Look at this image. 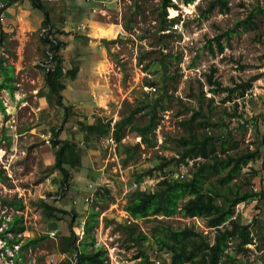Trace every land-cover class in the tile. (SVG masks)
<instances>
[{"label": "rangeland", "instance_id": "rangeland-1", "mask_svg": "<svg viewBox=\"0 0 264 264\" xmlns=\"http://www.w3.org/2000/svg\"><path fill=\"white\" fill-rule=\"evenodd\" d=\"M41 1L44 6L48 3L47 7L53 2L60 6V17L49 16L50 30L43 32V10L34 7L30 0L8 4L10 9L6 7L0 19L3 30L0 60L3 65L11 66L9 80L15 88L11 93L0 88L3 104L0 170L4 175L0 177V196H16L24 203L22 209L15 210L0 200V228L15 211L23 215L27 225L20 241L12 246L0 237V264H47L50 256L57 260L69 258L75 250L61 252L60 246L61 235L69 232L72 212L77 242L94 234L106 248L108 264H170V252L155 249L154 234L160 231L159 225H193L212 239L214 230L206 226L204 217L181 212L165 217H133L124 209L131 191L136 189L133 187L136 178H146L152 190L162 177L188 172L192 160L177 162L173 157L181 150L180 136L187 134L182 120L189 117L196 101L208 116L206 131L232 132L236 143L229 147L230 152L259 146V157L244 164L223 184H236L240 190L257 194L235 206V212L243 222L250 223L256 234L254 242L246 245L244 254L238 255L237 262L248 264L264 252V145L259 144L258 132L264 125V19L259 11L264 0H229L227 8L214 6L205 14L209 0H172L176 5L167 7V20L163 22L160 0H105L95 9L84 5L76 12L70 6L87 0H52L51 5L50 0ZM101 6L104 10H100ZM11 8L15 12H7ZM91 18L95 25L112 27L103 35L110 39L108 47L91 33ZM82 24L84 28L78 27ZM230 28L235 30L226 34ZM45 34L61 42L63 70L78 67L75 78H62L66 86L61 91L62 101L73 104L70 108L73 113L69 114L72 117L68 116L66 121L55 96H47L45 70L37 64L39 59L46 58ZM220 34L222 50H218L214 39ZM210 73L224 85L246 80L250 86L243 96L227 97L225 91L210 89L213 85L206 80ZM1 75L0 70V80ZM99 96H104L103 102ZM152 103H156L158 121L147 134L150 143L140 141V135L128 126L124 127L116 151H109L104 145L108 133L88 142L83 140L77 120L117 121L136 107L132 123H144ZM234 109L248 122L231 116L229 112ZM216 122H223L226 127ZM53 129L59 138L76 142L81 152L80 166L66 165L71 172L70 180L67 189L62 187L59 198L53 196L58 195V182L62 179V173L53 169L54 149L50 141ZM131 144L135 151L129 155L126 146ZM160 162L167 164L160 168ZM253 169L257 175L250 177ZM41 198L70 210V214L62 215L59 220H44L39 205ZM90 208L98 212L91 226L87 224ZM131 222L133 233L139 230L145 233L141 244L128 239L122 224ZM47 226L58 229L54 236L47 235L33 245L20 246L28 236L39 234ZM235 241H229L226 251H234ZM143 246L148 258L139 254Z\"/></svg>", "mask_w": 264, "mask_h": 264}, {"label": "trees", "instance_id": "trees-1", "mask_svg": "<svg viewBox=\"0 0 264 264\" xmlns=\"http://www.w3.org/2000/svg\"><path fill=\"white\" fill-rule=\"evenodd\" d=\"M11 1L8 0L7 5ZM30 1L34 7L43 10V26L50 25V17L43 2L41 0ZM228 1L209 0L203 14L214 6L222 9L227 8ZM184 2H191V0H184ZM175 5L176 3L172 0H160V20L162 22L167 20V7ZM259 11L264 19V6ZM247 19H251V15ZM239 23L240 21L237 22L236 26ZM234 30L235 28H230L225 33L228 34ZM2 35L3 30L0 22V39ZM220 37L221 34L214 37L218 50L223 49ZM43 39L48 42L47 50L51 53L50 61L53 63H50L48 69L44 68V80L46 86L49 87L47 96H55L56 102L63 106L65 114L63 121H66L69 114L73 112H70L71 106L64 104L62 101L61 90L65 88L62 78L64 76L74 78L78 67H69L63 70L62 56L59 53L61 42L56 37L51 39L47 35ZM1 62L2 60H0V70L3 73L0 80V88H7L11 93L14 88L12 82L9 80L11 68L10 66L3 65ZM7 72L9 75L6 74ZM206 80L210 85H213L210 88L212 91H225L227 97L233 94H237L236 97L243 96L250 86V82L246 80L234 82L232 85H224L216 78H213L211 73L207 75ZM234 103L237 105L236 101ZM155 105L156 103L149 105V114L144 123H132L136 107L132 108L127 115L115 121L113 135L117 142L123 136L124 127L128 126L130 130H134L140 135V141L150 143L151 139L147 134L152 132L158 121ZM0 107L3 108L1 100ZM229 114L242 119V114L237 113L235 109L229 112ZM201 115L203 117L198 118ZM262 117L264 119L263 113ZM242 122L247 123L248 121L242 119ZM77 123L83 133V140L86 142L93 137L104 135L109 131V122L103 121L101 118L91 123L85 122V120H77ZM216 123L222 128L226 127L223 122ZM182 124L187 127V134L180 136L179 140L182 147L173 159L177 162H187L191 159V167L188 172L184 176H164L159 179L156 187L152 190L138 188L132 190L124 204V209L133 217H147L150 215L165 217L181 212L186 216H201L205 218L206 226L212 227L214 230L212 239L201 230H197L193 225H184L182 227H172L168 224L159 225L160 231L154 234L155 249L169 251L170 264H240L237 262L238 255L244 254L248 248L246 245L254 242V235L256 234H254L250 223L241 220V215L235 212V206L240 201L252 199L257 194L247 189L240 190L236 184H233V186L224 185L223 182L224 180H230L240 171L244 164L257 159L260 155L259 146L257 145L253 149H237L230 152L228 150L229 147H233V143H236L232 132L230 130L222 133L206 131L205 128L208 126L209 120L207 114L203 112L199 101H196L192 106L191 114L188 118L182 120ZM254 127H256V124ZM258 132L259 144L264 145V125L262 129H258ZM52 134L53 137L51 136L50 141L54 149L53 169H58L62 173V180L59 183L61 185L60 188H64L68 186L67 178L69 179L70 177V171L66 165L71 167L80 165L81 152L76 142L59 138L58 133L54 129ZM126 150L131 155L135 151V147L131 144L126 146ZM166 164L167 162H160L158 167L162 168ZM262 165L264 166V160ZM222 171L226 172L223 175L215 177V175ZM255 175H257V172L253 169L250 177H254ZM0 177H4L1 170ZM217 198H220V200L218 201ZM0 200L15 210H20L24 206L22 199L16 196H0ZM39 205L42 216L46 221L59 220L62 215L70 214V210L56 206L43 198L39 200ZM97 213L94 208H90L88 211V225L91 226L97 217ZM74 216L75 213L72 212L69 232L61 235L60 251L75 250L77 252L76 262L72 263L69 256V258L58 260L56 264H108L106 260V248L103 245L96 244L94 234H90L91 236L88 240L77 242L78 235L72 229ZM122 225L127 230L130 242L136 245L142 243L141 241L145 237V233L140 230L137 233H133V222ZM26 228L27 225L23 221V215L15 211L10 218H5V225L0 228V237L4 238L7 245L12 246L20 241L21 237L19 234L24 232ZM8 233H12V236H9ZM45 236L47 235L44 233L28 236L20 243V246L33 245ZM232 239H236L233 247L234 251H226L229 247V241ZM147 253L144 246L140 248V255L142 254L145 258H148ZM17 255H19V252L16 253ZM28 264L39 263L29 262ZM248 264H264V252H261Z\"/></svg>", "mask_w": 264, "mask_h": 264}, {"label": "built area", "instance_id": "built-area-1", "mask_svg": "<svg viewBox=\"0 0 264 264\" xmlns=\"http://www.w3.org/2000/svg\"><path fill=\"white\" fill-rule=\"evenodd\" d=\"M8 7L7 2L5 0H0V19H2L4 17V12H5V8ZM78 27H82L84 28L85 26L82 24V26H78ZM50 25L48 24L46 27L43 28V32L46 30H50ZM52 39V38H51ZM50 60H51V53L49 52V50L46 51V58L44 59H39L38 60V65L42 66L45 69H48L49 65H50ZM109 131H108V135L106 136V147L109 148V151H116L117 150V140L113 135V130H114V124H115V119H109ZM185 174H181V176H184ZM149 185L146 178H140V179H136V181L133 182V187L138 188L139 189H149V187L147 186ZM66 188V187H65ZM63 188L60 190H58V195H53L55 197H61V193H62ZM58 231V229L56 227H45L44 230H41L40 232H38L39 234L42 232L48 236H54L56 234V232ZM83 232V230H81ZM21 234V233H20ZM19 234V235H20ZM96 244H100V240H96ZM102 245V244H101ZM17 253V252H16ZM63 255V254H62ZM76 255L77 252L74 251L71 255H70V259L72 261V263L76 262ZM61 260V258H60ZM58 260L56 258H54V256H50L47 260V264H56Z\"/></svg>", "mask_w": 264, "mask_h": 264}, {"label": "crops", "instance_id": "crops-1", "mask_svg": "<svg viewBox=\"0 0 264 264\" xmlns=\"http://www.w3.org/2000/svg\"><path fill=\"white\" fill-rule=\"evenodd\" d=\"M6 2H8V0H5ZM52 0H50V5L52 4V2H51ZM102 1H105V0H87V1H84V2H82V3H79V4H73V5H71L70 6V8L71 9H74V11L76 12V10H80V9H83L85 6L86 7H90V8H92V9H95L96 8V6H97V4L100 2H102ZM11 3L12 4H17V0H12L11 1ZM10 3V4H11ZM84 3V4H83ZM14 5V6H15ZM85 5V6H84ZM48 6V3L46 4V6H45V8H46V10H47V12H48V14H49V16L50 17H52L53 19L54 18H58V17H60V15H58V12L60 11V6H58L57 5V3L56 2H53V4H52V6H50V7H47ZM94 6V7H93ZM16 8V7H15ZM50 8V9H49ZM62 8V7H61ZM10 9V7H8V10ZM70 9V10H71ZM7 10V12H15V9L13 8H11V10L10 11H8ZM100 10H104L103 9V7L101 6V8H100ZM72 12H73V10H71ZM77 11V12H78ZM17 12V11H16ZM9 13V14H10ZM89 21L91 22V25H92V27H91V33H93V35H94V33L96 32L95 31V29L96 28H100V29H102V31H106V32H108L109 30H112V27L110 28L109 26H104V25H95L94 24V22H95V20L94 19H89ZM88 25H90V24H88ZM97 33H99V35H97V36H99V37H102L103 35H106V34H101L100 35V32L98 31ZM94 36H96V35H94ZM75 78V77H74ZM66 87V86H65ZM63 90V89H62ZM61 90V91H62ZM100 94H103V95H106V97H107V94H105V93H100ZM99 94V95H100ZM70 105V104H69ZM70 106H73V104L72 105H70ZM110 119V118H109ZM91 123V122H90ZM107 136V135H106ZM105 145V147H106V143L104 144ZM94 150H96V149H94Z\"/></svg>", "mask_w": 264, "mask_h": 264}, {"label": "bare ground", "instance_id": "bare-ground-1", "mask_svg": "<svg viewBox=\"0 0 264 264\" xmlns=\"http://www.w3.org/2000/svg\"><path fill=\"white\" fill-rule=\"evenodd\" d=\"M51 24V23H50ZM52 26V25H51ZM47 31V30H46ZM95 33H94V35H99V33H97L98 31L100 32V35L101 34H107V32L106 31H102V29H100V28H96L95 29ZM53 57V56H52ZM55 61V60H54ZM61 62V61H60ZM50 63H52L51 61H50ZM53 64V63H52ZM51 64V65H52ZM11 67V66H10ZM49 68V67H48ZM51 68V67H50ZM63 68V67H62ZM11 71H13L12 69H11ZM9 72V71H8ZM8 72L6 73L7 75H9L8 74ZM3 73V72H2ZM11 74V73H10ZM11 78V77H10ZM1 79H2V75H1ZM46 85V84H45ZM2 88H4V87H2ZM13 88V87H12ZM49 88V87H48ZM15 89V88H14ZM6 90H7V88H6ZM50 90V89H49ZM8 91V90H7ZM9 92V91H8ZM10 94V93H9ZM52 95V94H51ZM99 100L101 101V102H103V100H104V96H99ZM59 102V101H58ZM63 107V106H62ZM69 112V111H68ZM71 112V111H70ZM64 116V115H63ZM70 116V115H69ZM70 117H72V116H70ZM58 131H59V129H58ZM53 132V131H52ZM52 134V133H51ZM56 134V133H55ZM53 135V134H52ZM51 137V136H50ZM53 137V136H52ZM55 137V136H54ZM119 165V164H118ZM80 166V165H79ZM116 167V166H115ZM121 168V167H120ZM152 168V167H151ZM70 170H72V169H70ZM155 170H156V168H155ZM133 171H136V170H133ZM147 171H149V170H147ZM71 173V172H70ZM142 173V172H141ZM147 173V172H146ZM133 174V173H132ZM145 175V174H144ZM134 176V175H133ZM162 176V175H161ZM61 177V176H60ZM72 177V176H71ZM137 179V178H136ZM53 180V179H52ZM60 180V179H59ZM62 180V179H61ZM70 180V179H69ZM54 181V180H53ZM56 181V180H55ZM67 181H68V178H67ZM61 182V181H60ZM64 182V181H63ZM54 183V182H53ZM59 183V182H58ZM57 184V183H56ZM66 184V183H65ZM156 184V183H155ZM251 184V183H250ZM68 185V184H67ZM252 185V184H251ZM61 186V185H60ZM59 186V187H60ZM66 186V185H65ZM148 186V185H147ZM151 187V186H150ZM152 187H154V186H152ZM253 187V186H252ZM62 188V187H61ZM65 189V188H64ZM67 189V188H66ZM248 246V245H247ZM263 252V251H262ZM60 258V257H59ZM58 258V259H59Z\"/></svg>", "mask_w": 264, "mask_h": 264}, {"label": "water", "instance_id": "water-1", "mask_svg": "<svg viewBox=\"0 0 264 264\" xmlns=\"http://www.w3.org/2000/svg\"><path fill=\"white\" fill-rule=\"evenodd\" d=\"M109 38H106L104 36L100 37V42L105 46L108 47Z\"/></svg>", "mask_w": 264, "mask_h": 264}]
</instances>
